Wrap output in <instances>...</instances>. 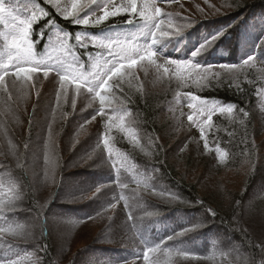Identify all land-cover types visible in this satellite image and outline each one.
<instances>
[{
	"label": "rangeland",
	"instance_id": "1",
	"mask_svg": "<svg viewBox=\"0 0 264 264\" xmlns=\"http://www.w3.org/2000/svg\"><path fill=\"white\" fill-rule=\"evenodd\" d=\"M243 1L246 0H166L165 4H158L147 0L149 13H152L154 4L167 15L164 19V31L170 30L168 33L172 36H180L183 33L188 37L189 60L192 64L200 65L205 60L204 50H207L210 44L201 51V48H197L195 40L204 37L208 39L211 31H216L218 26L229 24L236 4ZM58 2L61 6L70 4V0ZM105 2L119 6L127 0H97L86 14H100L99 9ZM83 15L82 12L81 16ZM255 23L252 20L249 27L254 40L262 37L264 33V26ZM245 48L246 44L243 46V53H247L248 48ZM55 49L59 54H63L60 48ZM57 52L50 51L45 56L51 57L49 62L53 63L52 67L59 59ZM7 56L8 53H0V61L6 62ZM157 56L153 58L155 64L134 69L135 78L125 76L120 90H109L103 114L99 112V99L94 95H87L83 90L80 95H76L74 84L66 86L67 99L63 96L58 98L59 76L53 68L47 78L43 76L42 71L35 74L33 82H29L23 89L11 88L9 93L0 86V259L16 260L17 264H39L40 261L39 257H36L37 248L25 249L15 241L19 238L27 242L31 232L37 229L39 224L37 217L28 219L22 215L20 204L24 193H21V182L14 175L22 169L19 155L26 134H30L32 127L40 128V137L36 145L27 147V150L30 149L31 153L33 151L36 156H33L34 160L29 163L26 174L36 183L35 192L40 200L47 201L59 187L62 170L60 152L64 155L63 163L68 167V175L78 174L82 170V173H87L85 177L64 181L65 187L60 188L61 199L57 200L63 209L53 208L51 214L45 216L50 226L61 229L60 234L56 236V249H64L70 243L71 247L68 249L71 250L66 251L64 259L71 251H79L82 253V260L88 259L81 261V264H144V258H138L140 250L134 235L131 236L134 225L131 227L128 224L126 212L133 216L135 224L141 225L142 219L148 215L154 216L152 211L146 213L147 210L162 208L164 205L186 206L184 203L187 201L178 198L179 194L174 187L163 183L160 178L157 170L159 167L154 165L157 159L154 153L161 150L166 151L167 159L175 168L178 179L185 185L195 187L200 198L219 203L231 210L239 206L245 233L255 238L259 245H264V86L248 117H244L236 108L232 113L226 111L225 114L217 110L213 113L210 126L204 124L206 115L201 116L197 111V103L191 100L192 96L199 95L203 89L210 86L228 84L230 88H238L248 75V80L252 79L253 74L261 78L264 75V62L259 57L245 68L224 69L221 65H215L207 71V68L193 69L187 65L180 70L184 77L180 79L176 75V66L169 63L171 59ZM155 65H160L159 69ZM165 68L168 69L167 72L164 71ZM91 70L90 64L89 71ZM197 72L200 73L199 76L196 75ZM11 79L15 78L5 77L6 81ZM33 83L35 86H32ZM139 96H155L153 98L157 100L163 98L157 118L161 130L159 133L147 134L139 122L138 110L121 114L122 107L131 105L136 108L135 101ZM74 97L75 106L72 104ZM252 114L257 120L252 122L255 131L250 141L246 137L238 148L232 149L226 143L227 138L235 144L242 131L248 135L247 128L252 124ZM189 115L203 124V135L201 128L188 120ZM127 131L131 136H136L135 143L122 140ZM105 139L108 141L107 145L104 143ZM133 154L137 155V158H133L136 163L131 158ZM118 155L125 159L124 163L118 162ZM129 161L133 162V168L138 166L139 173L141 172L139 177L136 178L133 174L129 177V172H125L124 166L127 169ZM73 168L75 170L71 171ZM252 180L256 186L249 185ZM120 189H123L122 193ZM97 197L98 202L112 203V211L108 210L100 220H105L106 225L103 226H108L103 238L107 242L112 240L114 244L105 250L95 249L89 254L86 248L89 239L101 233L103 226H100L101 230L91 228L89 233L87 225H75L74 216L68 210H71L69 206H74V203V207L79 209V204H85L87 200ZM209 219V216L197 215L194 221L196 230L206 228L207 231L213 226L216 227ZM160 220L159 218L158 221ZM69 228H77L74 230L76 236L86 230L85 236L82 240L78 237L71 239L73 232L70 233ZM133 233L135 234V230ZM214 235H218L221 241L224 239L225 243L228 240L219 226L216 227ZM207 240L208 238H205V241ZM71 241L75 242L71 244ZM30 243L35 246L33 239ZM229 243L222 256H228V250L238 254L242 252L232 240H229ZM43 251L42 249L37 252L42 255ZM143 253L141 252V256ZM262 254L264 255V249ZM225 261V258H218L213 264H251L247 257L246 260L237 257L234 261ZM184 263L185 261L181 262ZM201 263L200 260L190 259L185 264Z\"/></svg>",
	"mask_w": 264,
	"mask_h": 264
},
{
	"label": "trees",
	"instance_id": "2",
	"mask_svg": "<svg viewBox=\"0 0 264 264\" xmlns=\"http://www.w3.org/2000/svg\"><path fill=\"white\" fill-rule=\"evenodd\" d=\"M139 1L144 3V0H137V3ZM235 7V12L231 14L232 16L229 24L222 25L220 27L218 26L217 29L215 28L216 31H211V33L208 34V39L204 37L201 40H195L197 48H201V51L205 46L208 45V43L210 44V47L207 50H204L206 55L202 64L204 68H207V66L210 65L213 66L215 59L225 65H237L238 69L247 67L259 57H261V60L264 62V33L262 37L254 40L252 38V33L249 31L252 20L256 22V25L264 26V0H246L239 2ZM47 10L50 12V16L48 18H42L34 25L33 28V39H39V43L34 45V51L37 54H39L43 49L41 47H43L47 41L48 29L53 25L59 27L64 33L71 34L73 37L78 32L82 33L84 28V26L80 27V25L74 24L70 20L67 21L63 18L56 17L50 8H47ZM47 19H51L53 21V25H49L47 28H45ZM127 19L128 17H126V14L121 12L119 16L110 17L109 21L103 23V28L128 24L126 22ZM4 29V22H0V34L4 32ZM41 29H44L43 38H39ZM69 43L74 45V39ZM245 44L246 48H248L247 53L242 52L243 46ZM84 51L85 50L83 49H79L78 46L73 47L71 50L72 53H75V55L81 58L80 61L86 63L88 60L87 56L84 55ZM87 51L95 54L96 49L94 46H92ZM249 58L253 59L249 61L248 64H244L243 62L247 61ZM248 76L238 88H230L228 84H225L224 86H210L206 89H203V92H200V94L196 96L206 100L207 102L219 101L223 105H235L236 109L242 108L249 114L252 110L251 108L256 104V101H258L261 96V89L264 86V75L259 78L257 76L255 77L253 74L251 76L252 79L249 80ZM153 97L155 96H152V98L145 97V99L143 96H139V98H136L137 100L135 101L136 108L132 107L131 105L130 107L123 108V110H125L127 113H132L133 111L138 110L139 122L146 129L147 134L152 132L159 133L161 131L158 127L159 124L157 123V118L159 115V106L163 105V98L160 97V99L157 100ZM255 120H257V118L252 114L251 123ZM247 130L249 132L248 135L245 134V131H242L235 144H232V141L229 138H227L228 140L226 139V143L232 149L234 147L236 149L242 144V141L245 140L246 137L250 141L251 136L255 131L254 123L249 124V128H247ZM135 134L137 133H134L133 135ZM39 137V127H32L30 134H26L25 141L22 144V152L21 155H19V162L21 163L22 169L15 172L14 175L24 186L23 200L20 204V211L22 215L24 218L26 217L28 219H31L35 216L40 221L38 220V227L37 229H33L27 242H23L19 238L15 241H17V243L25 249H33L32 247L37 248L36 257H39V264H78L79 262L81 264V261H85L87 258L82 260V253L79 251L77 253H73L71 251V254L68 253V256L66 255L67 257L64 259L66 251L68 252V250H71L68 249L71 247L70 243H68L64 249H56V236L60 234L59 232L61 229L56 227L53 228L52 225L50 226L45 216L50 215L53 208L54 210L63 209L58 205L59 202H57V200L59 198L61 199V189H63L66 185L64 184L66 183L64 181L77 177H85L87 176V173H82L83 170L79 172L80 170L78 169V174L72 176L68 175V167L66 168V164L63 163L64 155L60 152L59 156L62 159V170L58 182L59 187L56 189L55 193L51 195L52 197L50 196L47 201L43 202L40 200L39 197L36 196L35 192L36 183L29 179L26 174L29 163L31 160H34L33 156H36L33 151L31 153L30 149L27 150V147L31 146L32 148V146L36 145L39 141ZM122 140L135 143L136 136H131V133H128L127 131L124 133ZM124 145L127 144L124 143ZM128 149L130 150L131 148ZM30 154H32L31 158ZM154 155L157 158L154 165H158L159 168L157 170L160 173V178H162L163 183H167V185L174 187L176 193L179 194L178 198H183L187 201L184 203L186 206L164 205L162 208L159 207L156 209L147 210L146 213L149 214V212L152 211L154 216L148 215V218L146 217L142 219L141 225H137V223L135 224L133 221V216H131L132 219H129L130 213L126 212V217L129 220L128 224H130V226L134 225V228L131 231V236L134 235L136 244H138L137 248L140 250V252H138V258H143V254L141 256V252L146 251L147 248L155 249L154 251L149 252L148 260H144V264H169L172 262L181 264L182 261H185L186 263L187 261H190V259L200 260V262L204 264H213V262L218 261V258H225L226 261H234L237 257H242L245 260L247 257V260H250L251 264H253V261L255 264H261V262L264 261V255L262 254V250L264 249L262 246L264 245H259L255 238L245 233L246 230L243 229L242 218L239 215V211L241 212L240 214H242V210H240L239 206H236L231 210L227 207L221 206L219 203L200 198L195 187L191 186L190 184L185 185L183 181L178 179L175 173V168L172 166L169 159H167L168 157L166 156L165 150L155 152ZM134 157L137 158V155L133 154L131 156L132 160H134ZM129 162L130 164L127 166V169L124 166L125 172L127 174L129 172V177H132V174L136 178L139 177L141 172L139 173L138 166L133 168V162ZM134 162L136 163L135 160ZM74 170L75 168H73L71 171ZM76 172L77 170L75 173ZM249 185L251 187L256 186L253 180ZM122 191L123 189H120L121 193ZM98 200L99 198L97 197L96 199L92 198L89 201L87 200L84 202L85 204L78 203L80 205L79 209L74 207L75 203L73 204L74 206H69L71 210L68 211L72 212L71 214L74 216L75 225H83L84 227L87 225L86 228H88L89 233L92 231L91 228L94 230H101V227L104 224L106 225L105 220L100 219L104 217L108 210L112 211L113 208L111 202L103 203L98 202ZM242 201L243 199L241 202ZM209 209H211L214 214H211ZM202 214L204 217H210L211 220H209L212 225H216V227L219 226L223 230L224 235L227 237L226 239H228L226 240V243L224 239L221 241L218 239V235H214L216 232V227L214 226L207 231H205L206 228H203L202 230H196V223H194L195 217ZM159 218L161 219L160 221H158ZM190 218H193V220ZM107 227L108 226H103L101 233H97L94 238L89 239V244L86 246L89 254L95 249L105 250L108 246L114 244L112 240L107 242L103 238V235L106 234ZM186 229H188L186 234L177 237L178 233ZM74 230H77V228H69L70 233L73 232L71 233V236H73L71 239H77L78 237V239L82 240V238L85 236L84 232L86 230L77 236ZM134 230L135 234L133 233ZM170 237L176 238L169 239ZM205 238H208V240L205 241ZM32 239L35 241V246L30 243V240ZM229 240H232V242L239 246L242 251L240 254L228 250V256H222L226 250L225 247H229L230 245ZM74 242L75 241H71V244ZM42 249L44 251L42 255H40L37 251H41ZM183 253H187V255H184ZM58 257L59 259H57Z\"/></svg>",
	"mask_w": 264,
	"mask_h": 264
},
{
	"label": "snow or ice",
	"instance_id": "3",
	"mask_svg": "<svg viewBox=\"0 0 264 264\" xmlns=\"http://www.w3.org/2000/svg\"><path fill=\"white\" fill-rule=\"evenodd\" d=\"M44 4H50L55 12L59 14L63 19L70 20L72 23L80 26H99L107 21L110 17H117L121 12L126 14L127 23H142L143 27L139 34H133L130 36H118L116 38L100 39L96 37H88L83 33H76L73 37L69 33H62L57 30V40L60 41L61 48L67 49L71 52L72 48L78 46L79 49H83L84 55L87 56L88 62L91 63V71H85V64L80 63V57L72 53L71 60H59L55 63L57 65V75L59 76V92L57 93L58 98L63 96L67 99L69 84H74V92L76 95H80L82 90L86 92L89 96H95L99 99L101 108L99 110L100 114H103V106L106 102V94H110V89L112 92L121 89L122 81L125 76H130L135 78L136 72L134 69L147 68L148 66L155 64L153 57L156 52L153 48L161 40L159 37H166L169 35L167 31H164L162 26L164 25V20L160 19L161 9L152 5V13L148 12V2L144 0V3L138 7L137 0H127L125 4L120 6L112 5L110 2H105L103 7L99 9L100 14L97 12L87 13V10L95 3L97 0H70V4L61 6L58 0H43ZM31 14L24 19H20L18 15L15 14V9L6 6L4 0H0V22H4L6 28H10V31L3 33L4 41L8 48L7 61H0V86H3L6 92L10 93L11 88H21L29 85V82H33L34 75L43 72V76L47 78L50 73H52V65L50 63L51 57H38L37 53L34 51V45L39 43V39H33V28L34 25L41 20V18H48L50 12L40 4L36 3L31 7ZM84 13L81 16V13ZM39 13V15L37 14ZM6 17H10L13 23L9 24ZM137 17L139 21H137ZM171 23V21H169ZM49 25H53L51 19H47V24L45 28ZM179 32H177V35ZM44 29H41L39 33V38H43ZM138 36H144L143 42L138 38ZM74 39L75 44H70L69 42ZM90 46H94L96 51L95 54L87 51ZM46 47V45H45ZM195 56L196 53H193ZM253 58H249L247 61L243 62L248 64ZM149 62L144 64L143 62ZM171 65L176 66V75L180 79H184L181 75V69L185 65H190L193 69H200L203 66L200 64H192L190 60H176L171 59L169 61ZM25 65H31V67H25ZM159 69L160 65H155ZM211 65L207 66V70L211 69ZM224 69H231L237 67V65H221ZM168 71L167 68L164 70ZM197 76L200 75L199 72L196 73ZM14 77L9 81L5 80V77ZM38 79V78H37ZM35 86V83L32 84ZM191 100L196 102L198 105L197 111L201 116L206 115V120L204 124L210 126L213 119V113L217 110L220 112L227 111L232 113L235 105H221L219 101H214L211 105L206 100L201 99L198 96H192ZM75 97L72 99V104L75 106ZM243 113L244 117H248V112L244 109H239ZM95 117H93L94 119ZM189 121L197 124L201 128V134L204 133L203 124L199 121L194 120L192 115L188 117ZM122 119V118H121ZM105 145L108 141L104 140ZM23 184H21V193H23ZM99 191V189H97ZM211 214H214L211 209H209ZM129 219H132L131 215ZM188 229L181 231L177 234L178 236L186 234ZM176 237H170L173 239ZM159 247V246H157ZM153 248H147L143 253V258L145 261L148 260L149 252L154 251ZM187 255V253H183ZM0 264H17L16 260L12 259H0ZM253 264L255 262L253 261ZM264 264V261L261 262Z\"/></svg>",
	"mask_w": 264,
	"mask_h": 264
}]
</instances>
